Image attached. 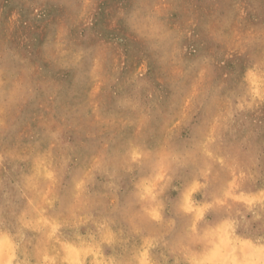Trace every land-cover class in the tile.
<instances>
[{"label":"rangeland","instance_id":"obj_1","mask_svg":"<svg viewBox=\"0 0 264 264\" xmlns=\"http://www.w3.org/2000/svg\"><path fill=\"white\" fill-rule=\"evenodd\" d=\"M121 2L0 0V264H264V50L241 73L231 0H169L131 17L158 68Z\"/></svg>","mask_w":264,"mask_h":264},{"label":"clouds","instance_id":"obj_2","mask_svg":"<svg viewBox=\"0 0 264 264\" xmlns=\"http://www.w3.org/2000/svg\"><path fill=\"white\" fill-rule=\"evenodd\" d=\"M169 0H122L111 16L108 30L115 29L120 33L121 40L115 41V46L124 50L128 48H143L149 58L158 66L156 56L148 43L142 38L138 27L131 22V17L141 8L146 6L149 10L159 11L165 7ZM99 0H94V13L97 10ZM229 11L232 13V26L230 35L225 41H216L211 37H205L208 48L217 59H224L237 63L241 73H245L250 65L249 52L260 48L264 50V22L255 19L253 8L248 0H231ZM223 14V13H222ZM94 24V16H93ZM102 42L111 43L112 40L103 39ZM264 79V69L261 71Z\"/></svg>","mask_w":264,"mask_h":264},{"label":"bare ground","instance_id":"obj_3","mask_svg":"<svg viewBox=\"0 0 264 264\" xmlns=\"http://www.w3.org/2000/svg\"><path fill=\"white\" fill-rule=\"evenodd\" d=\"M59 38H60V37H59ZM158 39H159V38H158ZM64 41H65V40H64ZM54 42H55V41H54ZM48 49H50V48H48ZM52 49H54V48H52ZM57 54H58V53H57ZM61 55H62V54H61ZM258 56H259V55H258ZM13 82H14V81H13ZM16 84H17V83H16ZM12 87H13V86H12ZM228 92H229V91H228ZM13 94H14V92H13ZM250 107H251V106H250ZM41 119H42V118H41ZM211 124H212V123H211ZM36 126H37V125H36ZM12 127H13V126H12ZM54 129H55V128H54ZM226 131H227V130H226ZM162 133H163V132H162ZM234 133H235V132H234ZM161 135H162V134H161ZM228 135H229V134H228ZM231 141H232V140H231ZM228 143H229V142H228ZM52 146H53V145H52ZM130 146H132V145H130ZM235 146H236V145H235ZM40 149H41V148H40ZM41 150H42V149H41ZM47 150H48V149H47ZM50 150H51V149H50ZM1 151H2V150H1ZM1 151H0V152H1ZM48 151H49V150H48ZM12 153H13V152H12ZM39 153H41V152H39ZM46 153H49V152L46 151ZM240 154H241V153H240ZM23 155H24V154H23ZM39 155H40V154H39ZM44 155H45V154H44ZM47 155H48V154H47ZM144 155H145V154H144ZM156 155H157V154H156ZM51 157H52V156H51ZM39 159H40V158H39ZM44 159H45V158H44ZM102 159H103V158H102ZM237 159H238V158H237ZM47 161H48V160H47ZM170 161H171V160H170ZM244 161H245V160H244ZM248 161H249V160H248ZM48 162H49V161H48ZM90 162H91V161H90ZM235 162H236V161H235ZM44 163H45V162H44ZM44 163H43V164L41 163V164H42V167H43ZM97 164H98V163H97ZM170 164H171V163H170ZM170 164H169V165H170ZM39 165H40V164H39ZM46 165H47V162H46ZM50 165H51V164H50ZM89 165H90V164H89ZM176 165H177V164H176ZM235 165H236V164H235ZM244 165H245V164H244ZM55 166H56V165H55ZM106 166H107V165H106ZM166 166H167V165H166ZM45 167H46V166H45ZM48 167H49V166H48ZM169 167H170V166H169ZM174 167H175V166H174ZM171 168H172V167H171ZM46 169H47V168H46ZM43 170H44V169H43ZM43 170H41V172H42V173H41V174H42L41 176H42V177L45 175V173H43ZM99 170H100V169H99ZM238 170H239V168H238ZM244 170H245V168H244ZM60 171H61V170H60ZM161 172H162V171H161ZM179 172H180V171H179ZM54 173H55V172H54ZM102 173H103V172H102ZM43 174H44V175H43ZM52 175H53V174H52ZM88 175H89V174H88ZM29 176H30V175H29ZM41 176H40V177H41ZM57 176H58V175H57ZM44 177H45V176H44ZM84 177H85V176H84ZM86 177H87V176H86ZM90 177H91V175H90ZM239 177H240V176H239ZM28 178H29V177H28ZM11 179H12V178H11ZM30 179L32 180L31 177H30ZM37 179H38V178H37ZM43 179H45V178H43ZM84 179H85V178H84ZM232 179H233V178H232ZM47 181H48V179H47ZM60 181H61V180H60ZM158 181H159V180H158ZM27 182H28V179H27ZM30 182H31V181H30ZM37 182H38V181H37ZM249 182H250V181H249ZM39 183L41 184V182H39ZM86 183H87V181H86ZM242 183H243V182H242ZM34 184H36V183H35V182H34V183L32 182L31 185H34ZM45 184H46V183H45ZM58 184H59V183H58ZM28 185L31 187L30 184H28ZM36 185H37V184H36ZM6 186H7V185H6ZM38 186H39V184H38ZM232 186H233V185H232ZM30 187H29V188H30ZM242 187H243V186H242ZM37 188H38V187H37ZM44 189H45V188H44ZM46 189H47V187H46ZM46 189H45V190H46ZM45 190H44V191H45ZM232 190H233V189H232ZM252 190H253V189H252ZM208 191H209V190H208ZM37 192H38V191H37ZM54 192H55V191H54ZM78 193H79V192H78ZM28 194H29V193H28ZM34 194H35V193H34ZM34 194L32 193L33 196H34ZM206 194H207V192H206ZM20 196H21V195H20ZM31 197H32V196H31ZM31 197H30V198H31ZM33 199H34V198H33ZM36 199H37V198H36ZM36 199H35V200H36ZM91 201H92V200H91ZM29 202H31V201L29 200ZM38 202H39V201H38ZM32 204H33V203H32ZM32 204H31V205H32ZM232 204H233V203H232ZM54 205H55V204H54ZM33 206H34V205H33ZM33 206H32V207H33ZM36 206H38V205H36ZM209 206H210V205H209ZM227 206H228V205H227ZM39 207H40V205H39ZM81 207H82V206H81ZM89 207H90V206H89ZM204 207H205V206H204ZM213 207H214V206H213ZM242 208H243V207H242ZM211 209H212V208H211ZM78 210H79V209H78ZM133 210H134V209H133ZM143 210H144V209H143ZM145 210H146V209H145ZM213 210H214V209H213ZM227 210H228V209H227ZM36 211H37V209H36ZM38 211H40V209H39ZM81 211H82V210H81ZM217 211H218V210H217ZM225 211H226V210H225ZM231 211H232V210H231ZM134 212H135V211H134ZM184 213H185V212H184ZM37 215H38V214H37ZM231 215H232V214H231ZM130 216H131V215H130ZM137 216H138V215H137ZM45 217H46V216H45ZM33 218H34V217H33ZM33 218H32V219H33ZM38 218H39V217H38ZM43 218H44V217H43ZM49 218H50V216H49ZM141 218H142V217H141ZM141 218H140V219H141ZM215 218H216V217H215ZM36 219H37V217H36ZM46 219H47V218H46ZM55 219H56V218H55ZM59 219H60V218H59ZM74 219H75V218H74ZM140 219H139V220H140ZM52 220H54V219H52ZM129 220H130V219H129ZM47 221H48V220H47ZM61 221H62V220H61ZM90 221H91V220H90ZM199 221H200V220H199ZM50 222H51V220H50ZM58 222H59V221H58ZM251 222H252V221H251ZM30 223H31V222H30ZM32 223H33V222H32ZM32 223H31V224H32ZM37 223H38V222H37ZM40 223L42 224V222H40ZM67 223H68V222H67ZM38 224H39V223H38ZM38 224H37V225H38ZM60 224H63V223L60 222ZM71 224H72V223H71ZM144 224H145V223H144ZM57 225H58V224H57ZM63 225H65V224H63ZM58 226H60V225H58ZM166 226H167V225H166ZM172 226H173V225H172ZM70 227H71V225H70ZM58 228H59V227H58ZM157 230H158V229H157ZM195 230H196V229H195ZM22 231H23V230H22ZM35 231H36V230H35ZM55 231H56V228L54 229V232H55ZM160 231H161V230H160ZM32 232H33V231H32ZM54 232H53V233H54ZM53 233H52V234H53ZM163 233H164V232H163ZM21 235H22V234H21ZM21 235H20V236H21ZM57 236H58V235H57ZM59 236H60V235H59ZM19 238H20V237H19ZM51 240H52V239H51ZM209 241H210V240H209ZM71 242H73V241H71ZM127 242H128V241H127ZM53 243H55V242H53ZM69 244H70V243H69ZM72 244H73V243H72ZM49 245H51V244H49ZM50 247H51V246H50ZM103 247H104V246H103ZM31 251H32V250H31ZM47 251H48V249H47ZM50 253H51V251H49V254H50ZM39 256H40V255H39ZM159 263H160V261H159Z\"/></svg>","mask_w":264,"mask_h":264}]
</instances>
